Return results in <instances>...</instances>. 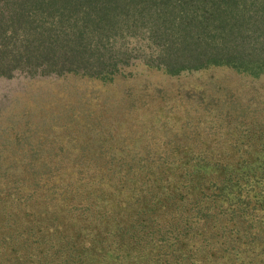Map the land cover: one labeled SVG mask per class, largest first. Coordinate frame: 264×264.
<instances>
[{
	"label": "trees",
	"instance_id": "1",
	"mask_svg": "<svg viewBox=\"0 0 264 264\" xmlns=\"http://www.w3.org/2000/svg\"><path fill=\"white\" fill-rule=\"evenodd\" d=\"M12 77L0 264H264V0H0Z\"/></svg>",
	"mask_w": 264,
	"mask_h": 264
},
{
	"label": "rangeland",
	"instance_id": "2",
	"mask_svg": "<svg viewBox=\"0 0 264 264\" xmlns=\"http://www.w3.org/2000/svg\"><path fill=\"white\" fill-rule=\"evenodd\" d=\"M136 69V68H134ZM135 74H138L139 72L136 70H133ZM142 78H147V80H151L153 82H156L155 79H159L160 75H157L156 73H148L145 76L144 75H138L136 76V82L139 84ZM144 76V77H143ZM191 78V77H186ZM22 77H12V78H0V105L5 104L9 101V99L13 96V94L18 93L19 91L23 90L26 86L23 82ZM53 84V83H51Z\"/></svg>",
	"mask_w": 264,
	"mask_h": 264
}]
</instances>
